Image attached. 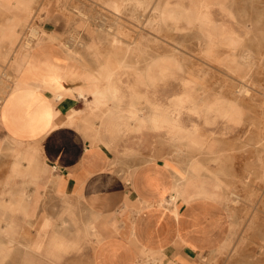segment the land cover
Segmentation results:
<instances>
[{
	"label": "rangeland",
	"instance_id": "1",
	"mask_svg": "<svg viewBox=\"0 0 264 264\" xmlns=\"http://www.w3.org/2000/svg\"><path fill=\"white\" fill-rule=\"evenodd\" d=\"M16 1L0 0V112L26 45H37L36 30L42 42L68 52L65 65L78 74L73 85L95 76L99 88L116 92L117 99L87 110L90 137L115 161H170L175 182L200 186L217 201L209 208L224 210L226 249L216 235L207 264L263 256L264 0ZM155 112L174 122L179 137L153 125ZM107 115L115 116L109 125ZM2 230L0 264H22L23 234L13 232L9 242Z\"/></svg>",
	"mask_w": 264,
	"mask_h": 264
},
{
	"label": "crops",
	"instance_id": "2",
	"mask_svg": "<svg viewBox=\"0 0 264 264\" xmlns=\"http://www.w3.org/2000/svg\"><path fill=\"white\" fill-rule=\"evenodd\" d=\"M61 50L37 44L27 54L31 73L19 72L20 85L3 102L2 237L23 234L22 264H207L216 235L227 234L224 210L210 209L217 201L191 182L171 202L172 162L115 161L91 138L92 119L72 89L78 74L69 73ZM250 264H264V255Z\"/></svg>",
	"mask_w": 264,
	"mask_h": 264
},
{
	"label": "bare ground",
	"instance_id": "3",
	"mask_svg": "<svg viewBox=\"0 0 264 264\" xmlns=\"http://www.w3.org/2000/svg\"><path fill=\"white\" fill-rule=\"evenodd\" d=\"M254 1V0H253ZM17 3H22V2H24L23 0H17L16 1ZM145 2V1H144ZM27 3H29V0H28V2ZM141 3V0H139L138 1V4H140ZM19 4V5H20ZM24 4V3H23ZM28 5H30V3L28 4ZM238 5V4H237ZM240 5V4H239ZM151 8V7H150ZM259 8V7H258ZM161 9V8H160ZM167 10V9H166ZM172 10V9H171ZM241 10V9H240ZM163 11V10H162ZM161 11V12H162ZM173 11V10H172ZM175 11V10H174ZM173 11V12H174ZM236 11V10H235ZM151 11H148V13H150ZM23 13V12H22ZM178 13H180V12H178ZM238 14V13H237ZM174 15V14H173ZM149 16V15H148ZM248 16V15H247ZM174 18V17H173ZM165 19V18H164ZM163 19V20H164ZM172 19V18H171ZM162 20V21H163ZM173 20V19H172ZM171 20V21H172ZM188 21H189V19H187ZM186 20V21H187ZM165 21V20H164ZM176 21V20H175ZM187 21V22H188ZM173 23H175L174 21H173ZM188 25H190V24H188ZM253 25V24H252ZM255 29V28H254ZM33 30V29H32ZM30 31L31 32V34H33V35H35V36H33L32 37V39L35 41H33L34 43H36V44H39L40 42H42V40H43V38L41 37L40 38V36H38L37 35V33L39 34V32H36V30H33V31ZM38 31V30H37ZM261 35V34H260ZM4 36V35H3ZM231 36H233V35H231ZM230 38H232V37H230ZM236 38V37H235ZM263 38V37H262ZM31 39V38H30ZM231 40V39H230ZM226 40H224V43H226L225 42ZM240 41V40H239ZM239 41H237L238 43H239ZM235 42H236V40H235ZM234 42V43H235ZM65 43V42H64ZM237 43V44H238ZM223 44V43H222ZM44 45V44H43ZM60 45V44H59ZM133 45V44H132ZM220 45V44H219ZM226 45H228V44H226ZM67 46V45H66ZM218 46V45H217ZM229 46V45H228ZM240 46H241V44H240ZM24 47V46H23ZM68 47V46H67ZM235 47H236V45H235ZM18 48V47H17ZM16 48V49H17ZM20 48V47H19ZM26 48H27V51H28V53L32 50V45H30V44H27L26 45ZM59 48V47H58ZM61 48V47H60ZM132 48V47H131ZM241 48H242V46H241ZM248 48V47H247ZM62 49V48H61ZM71 49V48H70ZM233 49V48H232ZM235 49V48H234ZM63 50V49H62ZM61 50V51H62ZM69 50V49H68ZM72 50V49H71ZM64 51V50H63ZM65 52V51H64ZM232 52V51H231ZM27 53V54H28ZM242 53V52H241ZM26 54V56H22L23 57V60H22V62L19 64V65H21L20 66V69H21V72H22V76H24L25 74H28V73H31V70H30V58L28 57V55ZM65 54H68V52H66ZM233 54H234V51H233ZM250 54V53H249ZM232 55V54H231ZM239 55V54H238ZM46 56V55H45ZM13 57V56H12ZM43 58V57H42ZM11 59V58H10ZM234 59H237V58H234ZM175 61V60H174ZM158 61H156V63H157ZM163 62H164V58H163ZM177 62V61H176ZM39 63V62H38ZM243 63V62H242ZM247 63V62H246ZM50 64V63H49ZM158 64V63H157ZM167 64V63H166ZM170 64V63H169ZM172 64V63H171ZM46 65V64H45ZM175 65V64H174ZM245 65V64H244ZM38 66V65H37ZM42 66H43V64H42ZM102 66V65H101ZM100 66V67H101ZM107 66V65H106ZM148 66V65H147ZM155 66H157V65H155ZM48 67V66H47ZM152 67H154V66H152ZM159 67V66H158ZM157 67V68H158ZM42 68V67H41ZM151 68V67H150ZM156 68V69H157ZM41 70V69H40ZM147 71V70H146ZM54 72V71H53ZM53 72H52V74H53ZM98 74V73H97ZM99 75V74H98ZM16 76V75H15ZM101 76L106 80V81H108V79H109V73L108 72H104L103 74H101ZM138 76V75H137ZM92 77H94V78H90V80H88V82H86V83H83V84H78V85H72V89L73 90H75V92L77 93V96L78 97H81L82 98V100L84 101V109L85 110H89V112L90 113H92L91 111H93L94 110V108H96V103H97V101H100V100H104L105 102H108V101H113V100H115V99H117V95H116V92H114L113 91V89H112V87L111 86H108V84L105 86V88H99V86H97L96 85V83H95V76H92ZM35 78V77H34ZM100 78V77H99ZM22 80H24L23 78H22ZM36 80V79H35ZM191 80H192V78H191ZM193 81V80H192ZM243 81V80H242ZM41 82V81H40ZM103 83V82H102ZM18 85H20V78H18L16 81H15V83H13L11 86H10V89H13L15 86H18ZM104 87V86H103ZM69 89V87H66V89ZM9 89V90H10ZM65 89V90H66ZM8 90V91H9ZM8 91H7V93H8ZM65 91H63V92H58L59 94H56V96H58V98L59 99H61L62 98V96L65 94L64 93ZM235 92V91H234ZM7 93L5 94V96H4V98H2L3 99V101L5 100V97H6V95H7ZM240 94V93H239ZM89 96V97H88ZM186 96H188V95H186ZM88 99V100H87ZM181 99V98H180ZM202 99V98H201ZM194 102V101H193ZM197 102V101H196ZM203 102V101H202ZM195 103V102H194ZM234 103V102H233ZM117 104V103H116ZM200 104V103H199ZM198 104V105H199ZM205 105V104H204ZM135 108V106L132 108V109H134ZM201 108H203V106L201 107ZM63 109V108H62ZM115 109V108H114ZM64 110H65V108H64ZM63 110V111H64ZM137 110V109H136ZM201 110V109H200ZM112 111V110H111ZM194 111V110H193ZM74 112V110H72L70 113H72V114H74L73 113ZM108 112H110V111H108ZM115 112V111H114ZM195 112V111H194ZM201 112H203V111H201ZM62 113V112H61ZM83 113V112H82ZM197 113V112H196ZM108 114V113H107ZM115 114H116V112H115ZM202 114V113H201ZM88 115V114H87ZM153 118H152V121L154 122L153 123V125H157V127H164V126H166L167 127V131L170 133V135H171V133L173 134V136H175V137H179V135H178V133L177 134H175V132L174 131H178V130H176V129H178V127L174 124V122H172L170 119H168L162 112H155L153 115ZM114 117L115 116H112V115H107V117H106V124L107 125H109V124H111L112 122H113V119H114ZM87 118V117H86ZM90 118V117H89ZM116 119V118H115ZM86 120V119H85ZM84 120V121H85ZM147 120H148V118H147ZM149 122V121H148ZM93 124V123H92ZM94 126V125H93ZM104 127V126H103ZM101 128V127H100ZM95 131V130H94ZM96 131H98V129H96ZM95 131V132H96ZM112 136V135H111ZM189 136V135H188ZM102 137V136H101ZM105 137V136H104ZM192 137H193V135H192ZM101 139V138H100ZM105 139V138H104ZM181 139V138H180ZM182 139H184V138H182ZM191 139V138H190ZM191 141V140H190ZM175 145V144H174ZM207 149V148H206ZM180 153V152H179ZM20 156V155H19ZM185 159V158H184ZM208 159V158H207ZM189 160V159H188ZM29 161V160H28ZM192 162H194V161H192ZM191 162V163H192ZM19 163V162H18ZM182 163V162H181ZM210 164V163H209ZM20 165V164H19ZM182 165V164H181ZM188 167H190V172H191V174L192 175H194V176H196L197 174H199V172H200V167L198 166V165H190V166H188ZM16 169V168H15ZM188 169V168H187ZM128 174V173H127ZM176 174V173H175ZM189 174V173H188ZM187 174V175H188ZM15 176V175H14ZM201 176V175H200ZM191 177V176H190ZM193 178V177H192ZM195 178V177H194ZM184 179V178H183ZM215 179V178H214ZM218 179V178H217ZM216 179V180H217ZM183 187H184V185L182 184V183H180V182H173V185H172V187H171V189L173 190V192H174V194L173 195H171L170 197H171V202H175L177 199H181V195H182V192H183ZM170 191V190H169ZM230 193H232L233 191H229ZM118 193V192H117ZM170 197H169V199H170ZM19 198V197H18ZM21 198V197H20ZM17 201V200H16ZM18 203V202H17ZM163 203V202H162ZM159 204V203H158ZM168 204V203H167ZM160 206V205H159ZM19 207V206H18ZM174 207V206H173ZM175 208V207H174ZM167 209V208H166ZM171 211V210H170ZM169 211V212H170ZM172 214H173V212H172ZM184 214V213H183ZM175 215V214H174ZM122 219V218H121ZM176 219V218H175ZM179 221V220H178ZM114 224V223H113ZM9 227V226H8ZM5 229V228H4ZM216 229V228H215ZM6 231V230H5ZM4 231V232H5ZM209 232H210V229H209ZM212 232H213V230H212ZM4 234H6V232L4 233ZM8 236V235H7ZM231 237V236H230ZM221 242H222V238H220L219 239ZM219 242V241H218ZM226 242V241H225ZM228 242V241H227ZM223 243V245L225 244L226 245V243H224V242H222ZM228 244V243H227ZM224 245V246H225ZM168 246V245H167ZM224 246H223V248H224ZM220 247V246H219ZM170 249V248H169ZM225 249H226V246H225ZM145 250V249H144ZM216 250V249H215ZM215 254H216V252H215ZM168 255V254H167Z\"/></svg>",
	"mask_w": 264,
	"mask_h": 264
}]
</instances>
